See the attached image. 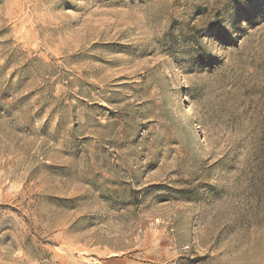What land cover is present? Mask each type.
<instances>
[{"label":"rangeland","instance_id":"374dc122","mask_svg":"<svg viewBox=\"0 0 264 264\" xmlns=\"http://www.w3.org/2000/svg\"><path fill=\"white\" fill-rule=\"evenodd\" d=\"M0 264H264V0H0Z\"/></svg>","mask_w":264,"mask_h":264}]
</instances>
